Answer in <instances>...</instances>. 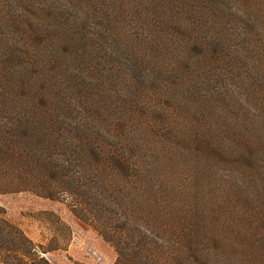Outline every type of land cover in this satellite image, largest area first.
<instances>
[{
    "label": "trees",
    "instance_id": "obj_1",
    "mask_svg": "<svg viewBox=\"0 0 264 264\" xmlns=\"http://www.w3.org/2000/svg\"><path fill=\"white\" fill-rule=\"evenodd\" d=\"M49 1L0 0V194L114 264H264V0ZM43 214L39 244L0 208V264L66 250Z\"/></svg>",
    "mask_w": 264,
    "mask_h": 264
},
{
    "label": "rangeland",
    "instance_id": "obj_2",
    "mask_svg": "<svg viewBox=\"0 0 264 264\" xmlns=\"http://www.w3.org/2000/svg\"><path fill=\"white\" fill-rule=\"evenodd\" d=\"M50 4L49 0H45ZM207 0H199L205 7ZM198 3V4H199ZM0 32L7 34L5 28ZM135 32H132V35ZM170 33V32H169ZM176 34V32H174ZM180 37L179 34L176 35ZM0 208L4 217L18 226L31 240L46 244L51 238L53 218L44 212L56 214L71 231V238L65 251L50 253L46 258L52 264H114L116 254L93 229L75 218L66 204L45 199L28 192L0 194Z\"/></svg>",
    "mask_w": 264,
    "mask_h": 264
}]
</instances>
